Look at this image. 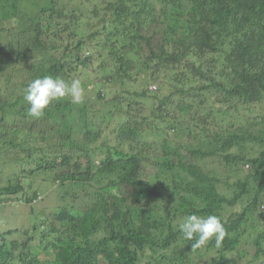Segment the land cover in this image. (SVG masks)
Instances as JSON below:
<instances>
[{"label": "trees", "instance_id": "16d2710c", "mask_svg": "<svg viewBox=\"0 0 264 264\" xmlns=\"http://www.w3.org/2000/svg\"><path fill=\"white\" fill-rule=\"evenodd\" d=\"M10 7L30 23L0 28V204L33 208L46 182L58 205L0 232V264H241L247 243L245 264L264 257V0ZM44 76L79 79L83 102L33 118L24 90ZM191 214L221 219L220 248L184 238Z\"/></svg>", "mask_w": 264, "mask_h": 264}, {"label": "clouds", "instance_id": "9594fccd", "mask_svg": "<svg viewBox=\"0 0 264 264\" xmlns=\"http://www.w3.org/2000/svg\"><path fill=\"white\" fill-rule=\"evenodd\" d=\"M66 97L76 104L83 102L84 86L79 79L68 83L61 77L44 76L34 79L24 90V99L30 105L28 113L33 118L42 117L45 114L44 110L52 102ZM179 229L186 240H194L193 248L206 246L212 240L215 247L220 248L227 235L224 223L216 215L207 217L187 215L179 224Z\"/></svg>", "mask_w": 264, "mask_h": 264}, {"label": "rangeland", "instance_id": "374dc122", "mask_svg": "<svg viewBox=\"0 0 264 264\" xmlns=\"http://www.w3.org/2000/svg\"><path fill=\"white\" fill-rule=\"evenodd\" d=\"M10 2L11 0H0V5L2 7V9L0 10V17L4 18L6 17V15H10V18L13 19L11 23L6 25L7 18H4V21L0 22V28L6 25L5 29L9 27L11 28L12 32H15L17 30L16 28L18 26H21V24L26 25V22L30 23V19L29 16L25 14L22 16V20H20L21 16H19V14H15V10L10 7ZM86 51L87 50H84V53H86ZM1 77L2 76L0 74V78ZM4 85L5 83L1 81L0 87H4ZM257 110L260 109L257 108ZM159 156L160 152L158 151H155L152 153V155H149V158L147 160V167L155 168L154 166H156V162L159 160ZM31 186L34 187L33 185ZM49 187H51V184H48L46 182H44V184L39 187L45 196L41 201H38L37 204H33V208H31L30 205L22 202H14L7 205L0 204V232L12 228H17L20 230L30 227L32 224L41 219L45 213L55 209L58 205L56 196L57 190L51 188L50 190H47L49 189ZM246 248L249 250V253L246 257L241 259V264H245L248 260H250L255 251V247L253 244L247 243ZM230 256H236V252L230 253ZM256 264H264V257H261L259 261H256Z\"/></svg>", "mask_w": 264, "mask_h": 264}]
</instances>
